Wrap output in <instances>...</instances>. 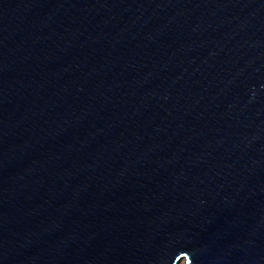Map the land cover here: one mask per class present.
<instances>
[{
  "label": "water",
  "instance_id": "1",
  "mask_svg": "<svg viewBox=\"0 0 264 264\" xmlns=\"http://www.w3.org/2000/svg\"><path fill=\"white\" fill-rule=\"evenodd\" d=\"M264 264V0H0V264Z\"/></svg>",
  "mask_w": 264,
  "mask_h": 264
},
{
  "label": "bare ground",
  "instance_id": "2",
  "mask_svg": "<svg viewBox=\"0 0 264 264\" xmlns=\"http://www.w3.org/2000/svg\"><path fill=\"white\" fill-rule=\"evenodd\" d=\"M176 264H182V263H181V259H180V260H178V262H177Z\"/></svg>",
  "mask_w": 264,
  "mask_h": 264
},
{
  "label": "rangeland",
  "instance_id": "3",
  "mask_svg": "<svg viewBox=\"0 0 264 264\" xmlns=\"http://www.w3.org/2000/svg\"><path fill=\"white\" fill-rule=\"evenodd\" d=\"M181 263H182V259H181Z\"/></svg>",
  "mask_w": 264,
  "mask_h": 264
}]
</instances>
